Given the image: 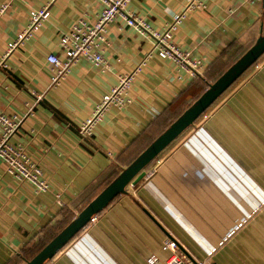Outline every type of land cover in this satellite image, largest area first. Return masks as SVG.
<instances>
[{
  "label": "crops",
  "instance_id": "0c3cea01",
  "mask_svg": "<svg viewBox=\"0 0 264 264\" xmlns=\"http://www.w3.org/2000/svg\"><path fill=\"white\" fill-rule=\"evenodd\" d=\"M48 3L0 0V62L31 12ZM186 4L131 0L125 12L163 31ZM102 10L100 0H57L42 28L0 66V113L23 119L13 143L50 184L39 193L0 163V264H25L26 251L49 243L256 43L264 24L263 0H209L186 12L174 42L202 60L193 76L151 55V41L119 17L109 26L106 65L81 59L54 83L48 57L64 58L62 35ZM132 74L128 105L110 107L94 134L82 136L103 97ZM207 114L128 187L131 196L116 198L48 264H148L152 254L165 264L169 238L192 260L264 264V56Z\"/></svg>",
  "mask_w": 264,
  "mask_h": 264
},
{
  "label": "built area",
  "instance_id": "2783aa9c",
  "mask_svg": "<svg viewBox=\"0 0 264 264\" xmlns=\"http://www.w3.org/2000/svg\"><path fill=\"white\" fill-rule=\"evenodd\" d=\"M56 1L50 0V3L45 7L31 12L29 25L18 34L16 40L8 44L0 66L7 68L6 61L12 54L42 28L43 23L50 16V6ZM100 1L103 4V10L95 22L89 23L81 19L68 32L62 35L60 46L64 58L61 59L55 54L48 57L49 64L56 68V74L53 78L54 83L60 82L70 71V68L81 59L87 60L100 68L106 65L104 48L108 44L109 26L119 17L123 18L128 26L136 29L151 41L153 45L151 55L155 52L163 59L174 60L180 68L189 71L193 76L199 73L203 67L202 60L193 59L190 53L182 52L174 42V35L178 24L185 17V13L189 10L206 8L209 0H187L185 12L177 15L174 22L163 31H156L141 18L125 12L131 0ZM4 10L5 7L2 11ZM132 79L133 74L119 78L118 86L110 94L103 97L101 103L96 107L93 116L81 126L80 133L82 136L94 134L96 125L101 120L104 112L110 107L124 108L128 105L130 100L126 97V93ZM202 118H208L207 112ZM22 121L23 119H20V117H10L0 113V163L5 165L8 174L14 176L19 181L32 183L39 193H45L49 190L50 184L45 180L42 168L27 154L24 147L13 143V138L19 131ZM97 219L98 217L93 218L89 224L96 222ZM162 250L168 253L164 261L165 264H215L190 259L180 250L178 241L171 238L163 242ZM161 261L160 256L157 254H152L147 259L148 264H160Z\"/></svg>",
  "mask_w": 264,
  "mask_h": 264
},
{
  "label": "water",
  "instance_id": "95a60500",
  "mask_svg": "<svg viewBox=\"0 0 264 264\" xmlns=\"http://www.w3.org/2000/svg\"><path fill=\"white\" fill-rule=\"evenodd\" d=\"M264 56L263 32L256 43L204 93L172 122L136 159L124 168L65 228L25 264H48L76 238L102 211L121 195L131 196L130 185L135 186L146 176V169L241 79Z\"/></svg>",
  "mask_w": 264,
  "mask_h": 264
},
{
  "label": "trees",
  "instance_id": "16d2710c",
  "mask_svg": "<svg viewBox=\"0 0 264 264\" xmlns=\"http://www.w3.org/2000/svg\"><path fill=\"white\" fill-rule=\"evenodd\" d=\"M203 93H204V91H203L199 96L195 97V99H194L193 102H195V101H196V100H197V99H198ZM193 102H191L190 104H188V106H187V107H186V108H185V109H184V110H183L178 116L176 115L175 118H174V120H173V122H174V121H175V120H176V119H177V118H178V117H179V116H180V115H181V114H182V113H183V112L189 107V106H191V104H192ZM172 111H173V110H172ZM201 119H203V118L201 117L200 120H201ZM162 132H163V131H162ZM162 132H161V133H162ZM161 133H160V134H161ZM160 134H159V135H160ZM117 176H118V175H117ZM117 176H116V177H117ZM116 177H115V178H116ZM115 178H114V179H115ZM114 179H113V180H114ZM47 243H48V242L43 243V244L38 245V246H35L34 248L29 249L28 251H26V253H25V254H26V255H25L26 261H27V260H30V258H31V256H30L31 252H34V250L37 249V251H35L33 254L38 253L43 247H45V245H47Z\"/></svg>",
  "mask_w": 264,
  "mask_h": 264
},
{
  "label": "rangeland",
  "instance_id": "374dc122",
  "mask_svg": "<svg viewBox=\"0 0 264 264\" xmlns=\"http://www.w3.org/2000/svg\"><path fill=\"white\" fill-rule=\"evenodd\" d=\"M78 237V236H77ZM35 251H37V249L36 250H34V252ZM34 252H31V254H30V256H31V258L30 259H32L37 253H35V254H33Z\"/></svg>",
  "mask_w": 264,
  "mask_h": 264
}]
</instances>
